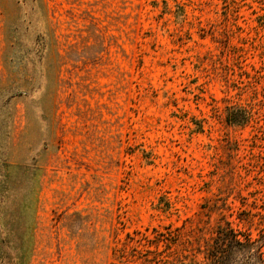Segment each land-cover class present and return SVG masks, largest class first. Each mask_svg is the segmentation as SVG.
<instances>
[{"label": "rangeland", "instance_id": "1", "mask_svg": "<svg viewBox=\"0 0 264 264\" xmlns=\"http://www.w3.org/2000/svg\"><path fill=\"white\" fill-rule=\"evenodd\" d=\"M264 230V0H0V264H208Z\"/></svg>", "mask_w": 264, "mask_h": 264}, {"label": "trees", "instance_id": "2", "mask_svg": "<svg viewBox=\"0 0 264 264\" xmlns=\"http://www.w3.org/2000/svg\"><path fill=\"white\" fill-rule=\"evenodd\" d=\"M204 255L208 264H264V230L255 238H240L228 223L220 224Z\"/></svg>", "mask_w": 264, "mask_h": 264}]
</instances>
